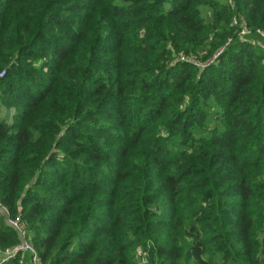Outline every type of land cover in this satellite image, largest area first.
I'll list each match as a JSON object with an SVG mask.
<instances>
[{"label":"trees","instance_id":"16d2710c","mask_svg":"<svg viewBox=\"0 0 264 264\" xmlns=\"http://www.w3.org/2000/svg\"><path fill=\"white\" fill-rule=\"evenodd\" d=\"M258 31L264 0H0V202L43 264H264Z\"/></svg>","mask_w":264,"mask_h":264},{"label":"built area","instance_id":"2783aa9c","mask_svg":"<svg viewBox=\"0 0 264 264\" xmlns=\"http://www.w3.org/2000/svg\"><path fill=\"white\" fill-rule=\"evenodd\" d=\"M231 25L236 30L237 37L240 39L241 42H251L253 44L260 43L258 40L253 38L255 34L248 27L243 17H234ZM257 35L260 38L264 39V32L258 31ZM231 42L232 40H229L226 43L225 47L211 61H209V63L203 64L197 61L195 62V65H197V67L200 69H204L210 66L211 64L215 63L218 57L226 50V48L231 44ZM194 60V57H181V61L183 62H192ZM3 77L4 74H1L0 78ZM1 218L5 219L7 225L11 227L14 231H16V233L21 239V242L17 246L3 253L2 263H6L9 260L19 256V264H43L36 248L28 237V225L23 220L22 216H11L9 209L0 202V219ZM27 256L29 257V261L27 260ZM138 257L140 258L141 264H147V258L141 252L138 253Z\"/></svg>","mask_w":264,"mask_h":264},{"label":"rangeland","instance_id":"374dc122","mask_svg":"<svg viewBox=\"0 0 264 264\" xmlns=\"http://www.w3.org/2000/svg\"><path fill=\"white\" fill-rule=\"evenodd\" d=\"M202 14L207 18V9L206 8H203L202 9ZM2 113V114H1ZM5 113H6V111H1L0 112V116L2 117V115L4 116L5 115ZM13 112H11V113H8V114H6V119L8 120V122H12V120H13ZM27 260L29 261V257L27 256Z\"/></svg>","mask_w":264,"mask_h":264}]
</instances>
